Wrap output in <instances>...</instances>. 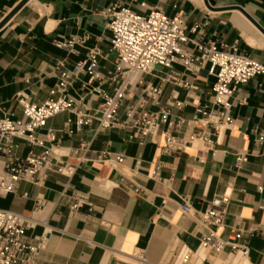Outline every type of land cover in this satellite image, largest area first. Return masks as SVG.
Instances as JSON below:
<instances>
[{
  "label": "crops",
  "instance_id": "0c3cea01",
  "mask_svg": "<svg viewBox=\"0 0 264 264\" xmlns=\"http://www.w3.org/2000/svg\"><path fill=\"white\" fill-rule=\"evenodd\" d=\"M115 3L139 14L152 8L167 15L178 13L188 26L201 24L198 35L204 40L234 43L264 64V0H0V109L23 119L17 93L29 102H42L59 72L70 70L92 48L98 50V77L79 73L67 93L97 108L94 89L109 92L113 87L109 78L116 55L110 49L109 17L104 11ZM70 39L75 40V51L54 45ZM208 67L205 63L190 75L174 64L171 71L178 74L177 83L169 80L171 72L165 69L134 76L124 106L144 99L146 83L159 86L157 99H147L144 108H165L171 118L183 119L170 131L188 139L197 130L193 119L201 116L196 109L209 105L214 79ZM231 102L226 113L229 125L213 137L212 149L194 140L174 152L164 150L160 131L154 138L141 137L131 125L97 133L90 126L70 133V115L59 113L37 131L44 147L52 148L44 179L38 184L18 181L0 195V207L37 221L25 233L30 245L45 236L34 257L36 264H177V255L183 249L197 250L205 232L192 215L182 212L184 201L201 211L213 198L227 196L217 233L227 238L234 229L242 231L247 257L229 254L227 247L205 249L189 264H260L264 261V74L239 85ZM124 106L119 120L124 118ZM46 128L54 130L53 143L45 139ZM30 149L20 143L17 152L25 155ZM103 151L122 155V162L97 160ZM239 154L247 160L236 168ZM76 197L86 198L91 210H71ZM136 253L144 255L143 262L137 263Z\"/></svg>",
  "mask_w": 264,
  "mask_h": 264
},
{
  "label": "built area",
  "instance_id": "2783aa9c",
  "mask_svg": "<svg viewBox=\"0 0 264 264\" xmlns=\"http://www.w3.org/2000/svg\"><path fill=\"white\" fill-rule=\"evenodd\" d=\"M104 14L109 17L106 28L110 31V49L116 55L115 68L109 78L112 90L94 89L99 96L97 108H91L82 99L67 93L79 73L98 77V50L92 48L87 57L77 61L70 70L59 72L57 82L42 102H29L21 93H17L15 98L22 107L23 119L14 118L0 109V195L14 189L20 180L38 184L44 179L52 148L44 147L37 131L44 129L47 121L59 113L70 115L67 120L70 133H79L90 126L97 133L105 128L131 125L141 137L149 135L154 138L160 131L164 137L165 151H180L194 140H200L212 149L216 142L213 137L229 125L230 117L226 113L232 107L231 97L237 87L264 74V64L240 50L236 44L218 45L204 40L198 35L201 24L188 26L178 13L167 15L160 9L152 8L147 14H139L128 5L115 3L108 6ZM74 43V39L54 41L56 47L69 51H75ZM205 63L209 64L208 73L214 79L212 94L206 108L196 109L201 116L193 119L197 130L188 139L177 137L170 131L179 126L183 119L171 118L165 108L158 111L144 108L147 99H157L161 92L159 86L146 83L142 89L144 99L124 106L134 76L150 75L165 69L171 72L169 80L177 83L178 74L171 71L174 64L182 65L185 73L195 75ZM123 106L124 118L119 120L118 112ZM262 138L259 136L258 140ZM45 139L50 143L56 140L52 128L45 129ZM20 143L31 148L25 155L17 152ZM38 147L43 148L40 153L33 150ZM83 149L87 151L88 143L84 144ZM97 160L116 165L122 162L123 156L103 151L98 153ZM246 160L245 154H239L234 166L239 168ZM58 170L63 171L62 168ZM227 202V196L215 197L204 210L196 211L192 210L188 201H184L182 212L192 215L205 232L200 237L197 250L183 249L177 255V264H189L194 255L205 249L219 251L223 247L228 248L229 254L247 257L249 248L241 241L242 231L234 229L227 238L217 233V229L223 225ZM81 207L91 210V204L84 197H76L70 204L71 210ZM36 224L31 215L0 207V264H36L34 257L44 246L45 236L36 237L34 245H30L25 238L26 231L34 229ZM135 259L141 263L144 255L136 253ZM260 264H264V261Z\"/></svg>",
  "mask_w": 264,
  "mask_h": 264
},
{
  "label": "bare ground",
  "instance_id": "6f19581e",
  "mask_svg": "<svg viewBox=\"0 0 264 264\" xmlns=\"http://www.w3.org/2000/svg\"><path fill=\"white\" fill-rule=\"evenodd\" d=\"M138 263V262H137Z\"/></svg>",
  "mask_w": 264,
  "mask_h": 264
}]
</instances>
